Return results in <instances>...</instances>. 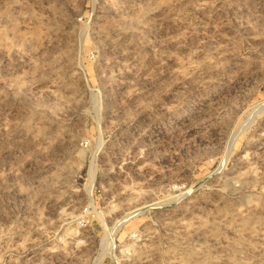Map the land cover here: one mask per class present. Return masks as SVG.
<instances>
[{"label": "rangeland", "instance_id": "1", "mask_svg": "<svg viewBox=\"0 0 264 264\" xmlns=\"http://www.w3.org/2000/svg\"><path fill=\"white\" fill-rule=\"evenodd\" d=\"M0 264H264V0H0Z\"/></svg>", "mask_w": 264, "mask_h": 264}, {"label": "bare ground", "instance_id": "2", "mask_svg": "<svg viewBox=\"0 0 264 264\" xmlns=\"http://www.w3.org/2000/svg\"><path fill=\"white\" fill-rule=\"evenodd\" d=\"M91 178H92V177H91ZM89 181H90V180H89ZM91 181H92V179H91ZM91 181H90V182H91ZM90 182H89V183H90ZM92 182H93V181H92ZM91 185H92V184L90 183V184H89V186L87 187V188H88V190H90V188H91ZM88 190H87V191H88ZM90 191H91V190H90ZM89 193H90V192H89ZM88 195H89V194H88Z\"/></svg>", "mask_w": 264, "mask_h": 264}]
</instances>
